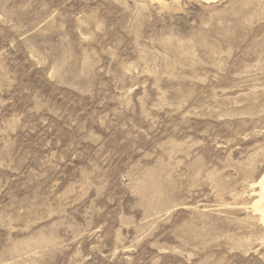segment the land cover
<instances>
[{"label":"rangeland","instance_id":"rangeland-1","mask_svg":"<svg viewBox=\"0 0 264 264\" xmlns=\"http://www.w3.org/2000/svg\"><path fill=\"white\" fill-rule=\"evenodd\" d=\"M264 0H0V264H264Z\"/></svg>","mask_w":264,"mask_h":264},{"label":"bare ground","instance_id":"bare-ground-1","mask_svg":"<svg viewBox=\"0 0 264 264\" xmlns=\"http://www.w3.org/2000/svg\"><path fill=\"white\" fill-rule=\"evenodd\" d=\"M207 1H211V0H207ZM212 1H216V0H212ZM257 185L260 186V199L254 202L253 210L254 212H258L260 214L259 220L264 224V173L262 174L261 179L259 181L254 182L252 184V187H255Z\"/></svg>","mask_w":264,"mask_h":264}]
</instances>
